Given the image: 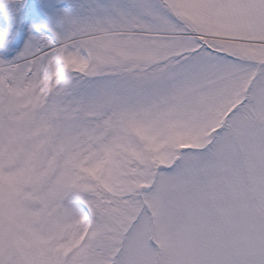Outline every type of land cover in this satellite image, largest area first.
<instances>
[{
  "label": "snow or ice",
  "instance_id": "obj_1",
  "mask_svg": "<svg viewBox=\"0 0 264 264\" xmlns=\"http://www.w3.org/2000/svg\"><path fill=\"white\" fill-rule=\"evenodd\" d=\"M0 264H264V0H0Z\"/></svg>",
  "mask_w": 264,
  "mask_h": 264
}]
</instances>
